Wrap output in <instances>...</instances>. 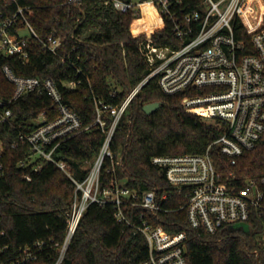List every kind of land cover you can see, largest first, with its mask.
Masks as SVG:
<instances>
[{
  "label": "trees",
  "instance_id": "obj_1",
  "mask_svg": "<svg viewBox=\"0 0 264 264\" xmlns=\"http://www.w3.org/2000/svg\"><path fill=\"white\" fill-rule=\"evenodd\" d=\"M67 0H21L31 5L32 25L43 39L63 37L64 43L56 52L48 51L35 38L29 40V57L25 61L16 56L0 55V97L11 100L13 84L2 71L4 64L25 76L52 78L61 89L64 102L81 118L84 126H91L64 142L57 157L68 161L75 178L87 176L82 167L93 162L105 138L95 124L97 102L120 105L129 93L147 76L145 43L166 44L171 35L170 25L153 20L140 21L134 12H119L104 0H84L79 5ZM79 83L72 89L65 82ZM116 90V96L112 92ZM182 95L163 92L156 79L150 80L130 103L121 118L112 150L115 154L116 174H108V160L102 174L104 184L117 178L120 183L141 196L157 189L167 193V208L155 224L164 225L172 233H186L184 242L188 264H264L263 209L252 211L250 219L215 234L191 228L184 209H179L183 196L174 191L159 168L152 163L154 156L202 154L221 135L216 122L187 112L181 105ZM163 102L151 114L144 112L148 103ZM9 108L13 116L2 132L6 137L4 174L0 176V247L15 255L20 248L39 240L62 241L65 237L69 211L72 207V180L51 162H44L38 171L30 170L31 180L24 178L26 170L19 161L30 153L27 145L13 148L8 140L20 128L43 113L54 119L57 106L46 92L34 93L20 100H12ZM111 124L112 117H105ZM217 168L229 184L237 188L255 180L264 192V138L256 147L237 158L235 164L211 149ZM141 208H133L129 215L137 221ZM145 236L134 227L120 223L113 204L92 203L84 213L70 244L64 264H135L148 256ZM57 252L46 250L37 260L26 264H52Z\"/></svg>",
  "mask_w": 264,
  "mask_h": 264
},
{
  "label": "built area",
  "instance_id": "obj_2",
  "mask_svg": "<svg viewBox=\"0 0 264 264\" xmlns=\"http://www.w3.org/2000/svg\"><path fill=\"white\" fill-rule=\"evenodd\" d=\"M84 0H67L79 5ZM119 12L132 11L140 21L153 20L169 24L171 35L166 44L143 45L149 73L129 93L120 105L97 102L98 125L105 133L101 148L87 169V176L75 178L71 164L57 157L58 148L67 140L87 131L79 115L63 100L60 87L52 78L18 74L10 64L2 71L14 86L11 100L0 97V176L4 174L6 137L2 132L13 116L12 100L34 93L46 92L57 106L58 115L49 119L44 113L28 122L30 130L19 127L8 140L13 148L27 145L29 155L19 161L26 170L24 178L31 180L30 170L38 171L44 162L53 163L73 182L74 196L69 211L65 237L62 241L39 240L33 245L9 254L0 247V264H26L37 260L46 250L57 252L52 264H64L80 221L92 203L113 204L118 222L141 232L148 243V256L135 264H188L184 242L186 233H172L164 225L155 224L167 208V193L159 190H131L113 178L104 184L105 164L111 161L108 174H116L112 142L118 124L130 103L152 79L169 95H182L181 105L189 113L213 119L221 135L202 154L154 156L152 163L159 168L171 188L183 196L179 209H184L191 228L215 234L247 222L254 209H263L264 192L249 179L243 188L229 184L212 157L217 147L235 164L237 158L252 150L264 138V0H104ZM31 5L21 0H0V55L27 60L29 40L35 38L45 49L56 52L64 38L40 37L30 21ZM76 81L65 82L76 88ZM117 91L112 92L116 96ZM106 116L112 117L111 124ZM141 208L137 221L129 215Z\"/></svg>",
  "mask_w": 264,
  "mask_h": 264
},
{
  "label": "water",
  "instance_id": "obj_3",
  "mask_svg": "<svg viewBox=\"0 0 264 264\" xmlns=\"http://www.w3.org/2000/svg\"><path fill=\"white\" fill-rule=\"evenodd\" d=\"M162 106H163V102L157 101V102H153V103L146 104L143 107V110L147 114H151V113L155 112L156 110H158Z\"/></svg>",
  "mask_w": 264,
  "mask_h": 264
},
{
  "label": "rangeland",
  "instance_id": "obj_4",
  "mask_svg": "<svg viewBox=\"0 0 264 264\" xmlns=\"http://www.w3.org/2000/svg\"><path fill=\"white\" fill-rule=\"evenodd\" d=\"M208 121H211V122H215V120L213 119H207ZM91 166V162H88L86 165H84L82 168L83 169H88L89 167ZM260 241L261 243L264 244V234L262 235V237L260 238Z\"/></svg>",
  "mask_w": 264,
  "mask_h": 264
}]
</instances>
